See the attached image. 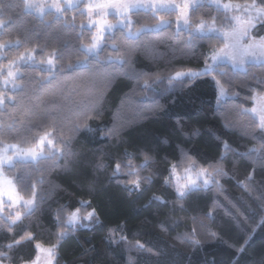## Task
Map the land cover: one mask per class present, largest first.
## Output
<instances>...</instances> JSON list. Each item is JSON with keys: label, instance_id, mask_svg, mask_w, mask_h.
<instances>
[{"label": "trees", "instance_id": "trees-1", "mask_svg": "<svg viewBox=\"0 0 264 264\" xmlns=\"http://www.w3.org/2000/svg\"><path fill=\"white\" fill-rule=\"evenodd\" d=\"M199 5L190 12L194 25L200 19L226 25L208 1ZM160 15L166 21L175 18ZM64 16L41 17L27 12L24 0H0V44L22 42L0 51V66L26 50H37L36 61L56 53L53 71L42 63L22 64L19 87L0 88L15 98L0 107V138L28 146L53 132L50 139L63 153L38 165L5 169L14 180L23 177L17 188L26 197L31 193L25 184L35 185L36 202L11 231L0 221V252L10 257L3 264L31 263L37 243L56 245L54 264H264V132L251 113L242 111L253 108V96L264 94V65L248 63L244 71L218 64L210 75L170 85L175 71L203 72L211 49L222 47V40L193 39L177 32L175 23L135 38L117 27L105 37L119 50L105 47L97 62L81 48L91 43V32L80 27L88 16L80 8ZM132 21L133 31L159 22L143 11L133 13ZM251 35L264 37V25L258 23ZM109 56L128 63H109ZM86 59L87 67H67ZM216 80L228 93L222 100ZM86 114V125L73 133L71 125L83 123ZM52 121L64 125L70 142L60 141ZM185 153L215 176L219 189L210 185L178 198L165 178L172 181L173 163L179 172L188 166ZM117 162L121 172L113 175ZM217 169L223 174L216 175ZM137 177L138 190L130 184ZM76 208L81 215L95 209L87 227L67 225V213ZM26 233L34 239L5 247Z\"/></svg>", "mask_w": 264, "mask_h": 264}, {"label": "snow or ice", "instance_id": "snow-or-ice-1", "mask_svg": "<svg viewBox=\"0 0 264 264\" xmlns=\"http://www.w3.org/2000/svg\"><path fill=\"white\" fill-rule=\"evenodd\" d=\"M80 4L81 0H24L25 10L41 17L48 13H54L58 18L67 19L64 16L66 11L80 8L81 13L88 16L87 25H81L80 27H87L91 32V43L81 44V48L97 62H100V53L105 47H111L114 51L119 50V45L115 43L108 44L105 37L106 33L111 35L117 27L121 31H126V34L130 38H135L140 35L141 31H159L163 27L171 26L175 23L177 32L186 31L193 39L211 40L213 36H216L222 40V47L213 48L210 51L209 59L213 61L212 66L206 64L203 72L191 69L187 71H175L174 76L170 75L168 77V83L170 85L173 81L183 84L185 81L195 77L210 75L214 71V67L218 64L230 63L234 68H239L244 71H246L245 65L249 60L264 65V37L257 40L251 35L252 30L256 28L258 23L264 25V0H260L259 3H257V0H250V2L249 0H245L243 3L237 2V0H210L211 6L223 14L226 25L222 27H218L215 20L206 21L200 19L195 25L191 22L190 12L194 13L200 7L198 0H180V2H177V0H85L83 8L80 7ZM141 11L145 13L150 12L159 22L153 25L151 29L133 31L132 15L133 13H139ZM161 12L168 13L169 15L175 14L174 20H164L163 16L160 15ZM110 15L116 18L115 23H112L108 19ZM3 24L4 21L0 20V26ZM93 29L94 31H92ZM9 45L18 47L22 45V42L19 40L8 41L0 44V49L8 47ZM36 51V49L26 50L16 60H9L7 66H0V85L5 89L11 85L14 90L19 87L16 81L23 74L13 70L17 63L25 65L42 63L47 65L49 71H53L55 68L56 53L49 55L46 61H36ZM39 51L43 54L44 50L39 49ZM107 62L120 64L121 66L128 63L121 56H109ZM88 63L86 59L85 61H77L75 65L68 64L67 67L69 70L75 71L81 67H87ZM215 83L219 89V95L221 97L227 96L228 93L220 81L216 80ZM261 83H264V81H261ZM145 84H147V81H145ZM252 99L258 107L242 109V111L251 113L258 121V128L264 132V95H256ZM14 100V97L5 96L3 93H0V107L5 105V101L12 103ZM98 104L99 100L96 102L97 106ZM89 118L86 114L83 123H73L70 130L73 133L78 132L81 127L86 125L87 119ZM51 123L52 127L57 131L60 141L62 143L70 142V138L63 135L64 125L56 121H52ZM28 130V128H25V131ZM51 136H53V132H45L44 135L38 137L35 144L28 146H22L18 143H6L3 138H0V221H5L9 225V231H11V226L22 221L25 214H31L36 202V191L34 184L26 183L25 190L31 193L30 198L26 197L17 188V183L24 182L23 177H18L14 180L6 174L5 169L16 168L18 164L38 165L42 158L63 154L62 149L55 147L54 140L50 139ZM45 147L48 148L47 153L45 152ZM250 151L259 152L260 149H251ZM243 155H247V153ZM185 158L188 166L184 167L183 175L177 170L176 164L173 163L170 167L169 174L174 179L170 181L168 177L165 178V184H172L178 198H183L193 190L207 188L209 185H213L218 189L220 188L219 181L216 180L215 176L207 168L197 166L195 161L186 156V153ZM147 160L148 157L145 156V162ZM126 167L133 169L131 162H128ZM120 172L121 164L117 162L114 165L113 175H117ZM220 174H223L222 170L217 169L216 175ZM140 182V178L137 177L130 181V184L132 188L138 190ZM154 199L161 200L160 197H154ZM161 202L163 203L162 200ZM81 203L86 205L89 202L82 201ZM21 209H25L26 212L22 213ZM95 217V209L87 212L86 215H81L80 209L76 208L72 212L67 213L66 223L72 228H75L77 225L87 227L88 225L84 222L91 223ZM59 235L64 236L65 233L62 232ZM31 239H34L32 234L26 233L19 240L5 245V247L11 250L21 242ZM193 242L195 244L200 243L198 240H194ZM35 247L37 249V256L32 261V264H40L41 253L46 257L44 264H53L56 245L45 247L37 243ZM137 247L142 248L143 245L138 243ZM6 259H10L7 253L0 252V264H3V261Z\"/></svg>", "mask_w": 264, "mask_h": 264}, {"label": "rangeland", "instance_id": "rangeland-1", "mask_svg": "<svg viewBox=\"0 0 264 264\" xmlns=\"http://www.w3.org/2000/svg\"><path fill=\"white\" fill-rule=\"evenodd\" d=\"M82 1H85V0H81V2ZM204 1H208L209 3H210V0H198V3L199 4H201L202 2H204ZM177 2H180V0H177ZM108 19L112 22V23H115L116 22V18L114 17V16H112V15H110L109 17H108ZM88 23V22H87ZM144 29H151V28H144ZM93 31H94V29H93ZM107 34V33H106ZM105 34V35H106ZM257 40H259L260 38H256ZM2 49H0V51H1ZM1 57V56H0ZM248 63H259V62H256V61H252V60H249V62ZM247 63V64H248ZM206 64L207 65H209V66H212L213 65V61L211 60V59H209L208 58V60H207V62L205 63V65H204V67H203V69H202V71L204 70V68H205V66H206ZM227 64H229V65H231L230 63H227ZM246 64V65H247ZM19 65H22V63H17L15 66H14V68H13V70L14 71H18V67H19ZM45 65V67L48 69V67H47V65L46 64H44ZM245 65V66H246ZM232 66V65H231ZM233 67V66H232ZM234 68V67H233ZM235 69H238V70H240L239 68H235ZM19 72V71H18ZM217 86V85H216ZM8 87H11V85H9ZM0 88H4L2 85H0ZM217 90H218V97H219V99H224L225 97H227V96H223V97H221L220 95H219V89H218V87H217ZM262 95H264V94H262ZM256 96V95H255ZM253 107H258V105L256 104V102L254 101V106ZM47 147H45V149H46ZM194 170H195V168H194ZM181 174L183 175V171H181ZM174 178L173 177H171V180H173ZM210 186V185H209ZM208 186V187H209ZM21 212L22 213H25L26 212V210L25 209H21ZM84 223H86V224H89L88 222H84ZM68 225V224H67ZM69 226V225H68ZM77 226H79V225H77ZM41 255V262H40V264H44V262H45V259H46V257L44 256V254H40ZM55 256H56V254H55ZM54 262H55V259L53 260V264H54ZM28 264H32V262L31 263H28Z\"/></svg>", "mask_w": 264, "mask_h": 264}]
</instances>
